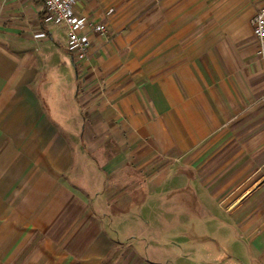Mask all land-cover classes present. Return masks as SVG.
I'll return each instance as SVG.
<instances>
[{"label":"crops","instance_id":"1","mask_svg":"<svg viewBox=\"0 0 264 264\" xmlns=\"http://www.w3.org/2000/svg\"><path fill=\"white\" fill-rule=\"evenodd\" d=\"M261 4L0 0V264H264Z\"/></svg>","mask_w":264,"mask_h":264},{"label":"built area","instance_id":"2","mask_svg":"<svg viewBox=\"0 0 264 264\" xmlns=\"http://www.w3.org/2000/svg\"><path fill=\"white\" fill-rule=\"evenodd\" d=\"M42 4L44 22L64 28L67 36V51L75 64H85L90 61L93 34L106 36L108 26L94 23L86 16L76 11L79 0H39ZM259 12L252 20L253 33L257 43V56L264 60V0H261ZM113 10L110 11L112 13ZM37 38H45V33H39Z\"/></svg>","mask_w":264,"mask_h":264},{"label":"rangeland","instance_id":"3","mask_svg":"<svg viewBox=\"0 0 264 264\" xmlns=\"http://www.w3.org/2000/svg\"><path fill=\"white\" fill-rule=\"evenodd\" d=\"M163 224H164V223H163ZM165 224H166V222H165ZM119 252H120V251H119V249H117V255L119 254ZM163 252H165V253H166V250H165V251H163ZM129 254H130V253H129ZM113 259H114V258H113V257H111V259H109V261H108V262H110V261H111V262H112V261H114ZM119 259H120V257H119ZM119 259H118V261L116 260L118 264H119ZM117 263H116V264H117ZM120 264H121V263H120ZM129 264H140V263H139V262H137V261H135V259H133V260H132V262H131V263H129Z\"/></svg>","mask_w":264,"mask_h":264},{"label":"trees","instance_id":"4","mask_svg":"<svg viewBox=\"0 0 264 264\" xmlns=\"http://www.w3.org/2000/svg\"><path fill=\"white\" fill-rule=\"evenodd\" d=\"M43 22H44V16H43Z\"/></svg>","mask_w":264,"mask_h":264}]
</instances>
